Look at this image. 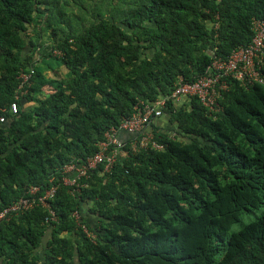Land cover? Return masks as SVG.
<instances>
[{
    "label": "trees",
    "instance_id": "1",
    "mask_svg": "<svg viewBox=\"0 0 264 264\" xmlns=\"http://www.w3.org/2000/svg\"><path fill=\"white\" fill-rule=\"evenodd\" d=\"M255 19L264 0H0V212L57 185L139 102L247 46ZM228 83L215 113L167 101L173 126L151 123L161 150L126 141L128 156L79 194L59 185L50 226L40 208L1 222L0 264H264V83Z\"/></svg>",
    "mask_w": 264,
    "mask_h": 264
},
{
    "label": "built area",
    "instance_id": "2",
    "mask_svg": "<svg viewBox=\"0 0 264 264\" xmlns=\"http://www.w3.org/2000/svg\"><path fill=\"white\" fill-rule=\"evenodd\" d=\"M251 27L253 37L247 46L234 50L227 60H214L204 76L193 83L179 84L171 97L160 98L151 103L139 102V106L135 107L137 109L135 113L122 119L118 127H112L105 133L104 140L98 143V151L95 154L64 165L60 169L57 185L52 178L49 181V187L44 190L38 186H31L26 191L25 197L13 202L0 212V223L11 216L21 215L35 208H40L46 212L44 223L50 226L51 222L56 221L55 213L50 207V201L55 197L59 185L67 188L70 195H77L83 188L82 179H87L90 172L103 165V172L109 173L118 159H124L128 156V151L123 150L125 143L119 139L120 132L132 135V139H130L132 152L140 149L161 150L162 146L153 138L151 123L153 119L164 115L167 110V101L171 100L174 105L181 101L188 104L194 98L209 113H215L220 109L219 100L222 93L228 89L229 80L237 81L244 87L255 83L263 84L264 20H253ZM31 73L32 71L20 73L19 91L28 83ZM25 93L26 91H21V94ZM9 108L12 114H16L18 104L14 102ZM4 122L5 118L0 116V124ZM73 217L77 224H80V215L74 213ZM82 228L87 237L94 242V234L88 232L84 227Z\"/></svg>",
    "mask_w": 264,
    "mask_h": 264
},
{
    "label": "rangeland",
    "instance_id": "3",
    "mask_svg": "<svg viewBox=\"0 0 264 264\" xmlns=\"http://www.w3.org/2000/svg\"><path fill=\"white\" fill-rule=\"evenodd\" d=\"M52 70L50 69V71H46V76H48V77H52ZM168 128H171L170 127V125H169V127ZM86 206H83V210H82V215H83V217H86L87 218V221H88V223L91 225V226H94L95 225V222H96V219H94L93 217H91V216H89L88 214H87V211H86ZM261 210L262 209H260V210H257L256 212H255V216H259L260 215V213H261ZM255 216L254 215H246V216H243L242 217V219H241V223H236V224H234L233 226H232V228L228 231V233H227V237L231 234V233H233V232H235V231H238L239 230V227L243 224V225H245V224H249L254 218H255Z\"/></svg>",
    "mask_w": 264,
    "mask_h": 264
},
{
    "label": "crops",
    "instance_id": "4",
    "mask_svg": "<svg viewBox=\"0 0 264 264\" xmlns=\"http://www.w3.org/2000/svg\"><path fill=\"white\" fill-rule=\"evenodd\" d=\"M185 105V103H183L182 101L181 102H178V103H175V106L176 107H180V106H183ZM152 124L155 126V127H159L161 130H164L165 131V128L168 129L169 125L170 127H172L173 125H171L169 123V120H168V115H163L162 117L160 118H155L152 120ZM119 139L122 141V142H126V141H129L130 139H132V135L126 133V132H120L119 133Z\"/></svg>",
    "mask_w": 264,
    "mask_h": 264
},
{
    "label": "bare ground",
    "instance_id": "5",
    "mask_svg": "<svg viewBox=\"0 0 264 264\" xmlns=\"http://www.w3.org/2000/svg\"><path fill=\"white\" fill-rule=\"evenodd\" d=\"M235 50H236V49H235ZM214 60H216V59H213V61H214ZM221 60H222V59H221ZM213 61H212V62H213ZM211 64H212V63H211ZM210 66H211V65H210ZM263 70H264V69H263ZM206 72H207V71H206ZM262 72H263V71H262ZM205 74H206V73H205ZM203 76H204V75H203ZM201 77H202V76H201ZM201 77H199V78H201ZM199 78H197V79H199ZM197 79H196V80H197ZM196 80H195V81H196ZM195 81H193V82H195ZM193 82H191V83H193ZM186 83L189 84L188 82H184L182 78H179L178 81H177V83H176V85L174 86V90L172 91L171 96H172L173 92L177 89V87H178L179 84H186ZM239 84H240V83H239ZM257 84H258V83H257ZM240 85H241V84H240ZM253 85H254V84H253ZM241 86H242V85H241ZM250 86H252V85H250ZM242 87H244V86H242ZM228 88H229V83H228ZM227 90H228V89H227ZM227 90H226V91H227ZM226 91H225V92H226ZM225 92H223L222 95H223ZM222 95H221V97H222ZM171 96H170V97H171Z\"/></svg>",
    "mask_w": 264,
    "mask_h": 264
}]
</instances>
